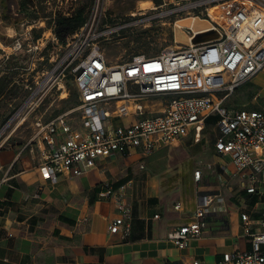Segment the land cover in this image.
Returning <instances> with one entry per match:
<instances>
[{"label":"built area","instance_id":"1","mask_svg":"<svg viewBox=\"0 0 264 264\" xmlns=\"http://www.w3.org/2000/svg\"><path fill=\"white\" fill-rule=\"evenodd\" d=\"M219 2L229 4V8L222 18H211L209 7ZM169 3L163 1L150 10ZM174 3L166 15L186 13L175 25L185 30L187 42L163 47L153 55L137 54L110 63L101 45L119 32L136 27L143 19L154 18L144 11L130 12L127 20L110 22L94 13L67 34L61 42L62 52L34 82V88L29 87L28 96L16 112L29 111L33 100L49 87L56 85L65 91V79L70 76L82 113L77 123L70 110L50 119L36 118L34 132L24 148L38 150L37 165L56 181L59 176L86 173L101 158H126L132 153L149 156L190 131L194 141H199L206 120L214 116L219 131L215 150L230 156L234 166V171L219 176L220 185L238 176L242 189L255 196V204L260 206L257 218L240 212L241 232L248 247L224 253L223 262L264 264V107L226 106L238 86L264 70V0ZM185 19L189 25L177 24ZM196 19L205 21L207 26L195 29ZM208 28L218 35L195 42V32ZM21 48L17 41L10 49L13 53ZM201 176L200 170H194L195 181H200ZM110 193L111 188L106 185L98 197ZM220 196L219 189H198L191 219L171 229L167 239L179 249L187 248L192 239L204 232L207 215L222 200ZM174 207L180 209L181 203ZM109 231L129 234L127 210L111 221ZM181 264L204 263L194 258Z\"/></svg>","mask_w":264,"mask_h":264},{"label":"crops","instance_id":"2","mask_svg":"<svg viewBox=\"0 0 264 264\" xmlns=\"http://www.w3.org/2000/svg\"><path fill=\"white\" fill-rule=\"evenodd\" d=\"M233 93L247 94L235 108L264 107V70ZM207 120L199 141H194L190 131L149 156L132 153L126 158H101L86 173L59 176L56 181L37 165L36 148H24V143L0 145V264H181L194 258L204 264H230L223 262L224 253L248 247L240 212L257 218L260 206L255 204V196L242 189L238 176L220 185L219 176L225 177L234 166L230 156L215 150L216 123L211 144L215 155L205 154L214 168L210 174L195 168L202 173L198 182L194 170L191 172L193 193H180L177 199L174 192L163 191L160 177L150 174L162 164L155 154L168 146L189 143L191 148L199 147L193 153L199 156L202 146L196 144L206 136ZM106 185L111 193L99 198ZM198 189H219L222 200L207 215L202 235L179 249L167 239V233L191 219ZM177 202L180 209L174 207ZM123 209L129 214L127 236L109 231V224Z\"/></svg>","mask_w":264,"mask_h":264},{"label":"rangeland","instance_id":"3","mask_svg":"<svg viewBox=\"0 0 264 264\" xmlns=\"http://www.w3.org/2000/svg\"><path fill=\"white\" fill-rule=\"evenodd\" d=\"M163 1L170 3L157 10H150ZM176 1L0 0V145L7 147L25 143L32 136L38 117L50 119L70 110L74 122L79 120L82 111L78 110L76 92L70 76L65 79V91L56 85L49 87L44 94L33 100L29 111L21 114L16 112L28 96L29 87L34 88V82L40 79L44 70L52 66L53 60L63 50L62 41L56 35L57 16H70L80 8H84V20L91 19L94 13L109 22L127 20L130 12L137 11L154 16L151 20L143 19L136 27L119 32L110 40L101 43L107 60L114 63L128 60L137 54L153 55L163 47L186 43L185 30L175 25L176 20L186 13L166 15ZM143 2L149 3L148 8H140ZM228 5H225L226 9L229 8ZM217 12L218 16L215 18H222L224 10ZM178 23L186 26L189 20H180ZM205 26V21L196 19L194 22L195 29ZM217 35L214 30L206 31L198 34L194 41L212 39ZM17 41L21 42L22 48L12 53L10 48ZM246 95L233 93L227 100V106H240L241 99ZM216 120L214 116L207 120L208 131L206 129L204 132L206 136L196 144L202 146L199 156L193 154L199 147L191 148L189 143H177L155 154V157L161 158L162 164L153 167L150 174L160 177L164 192H174L177 199L180 193L190 195L193 193L191 172L197 167L205 174L212 172L214 165L209 157L215 155L211 144L215 137L212 129ZM205 154L209 155L206 159Z\"/></svg>","mask_w":264,"mask_h":264},{"label":"trees","instance_id":"4","mask_svg":"<svg viewBox=\"0 0 264 264\" xmlns=\"http://www.w3.org/2000/svg\"><path fill=\"white\" fill-rule=\"evenodd\" d=\"M83 13L84 8H80L70 16H57L55 19V24L58 28L56 35L61 41L65 39L67 34L74 32L84 22Z\"/></svg>","mask_w":264,"mask_h":264},{"label":"bare ground","instance_id":"5","mask_svg":"<svg viewBox=\"0 0 264 264\" xmlns=\"http://www.w3.org/2000/svg\"><path fill=\"white\" fill-rule=\"evenodd\" d=\"M225 5H226V3H224V2H219V3H216V4L210 5L208 12H209V15L211 16V18H215L216 15L218 16V12H217L218 10H224V12H223V16H224L226 14ZM148 6H149L148 2H143V3H141L140 8L141 9H146V8H148ZM188 25H189V23H188ZM180 26H183V24H180ZM206 31H210V29L208 28V29H205V30H202V31H199V32H195L194 39H195V37L198 34L204 33Z\"/></svg>","mask_w":264,"mask_h":264}]
</instances>
